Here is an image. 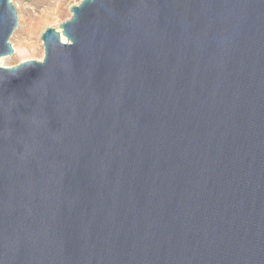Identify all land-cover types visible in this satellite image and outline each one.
<instances>
[{"label": "water", "instance_id": "95a60500", "mask_svg": "<svg viewBox=\"0 0 264 264\" xmlns=\"http://www.w3.org/2000/svg\"><path fill=\"white\" fill-rule=\"evenodd\" d=\"M70 12L0 65V264H264V0Z\"/></svg>", "mask_w": 264, "mask_h": 264}, {"label": "rangeland", "instance_id": "374dc122", "mask_svg": "<svg viewBox=\"0 0 264 264\" xmlns=\"http://www.w3.org/2000/svg\"><path fill=\"white\" fill-rule=\"evenodd\" d=\"M17 10V28L9 42L13 54L3 56V66H14L26 60H41L44 48L41 34L47 27L58 31L60 24L71 17L70 7L79 0H12Z\"/></svg>", "mask_w": 264, "mask_h": 264}, {"label": "bare ground", "instance_id": "6f19581e", "mask_svg": "<svg viewBox=\"0 0 264 264\" xmlns=\"http://www.w3.org/2000/svg\"><path fill=\"white\" fill-rule=\"evenodd\" d=\"M0 64H1V58H0Z\"/></svg>", "mask_w": 264, "mask_h": 264}, {"label": "built area", "instance_id": "2783aa9c", "mask_svg": "<svg viewBox=\"0 0 264 264\" xmlns=\"http://www.w3.org/2000/svg\"><path fill=\"white\" fill-rule=\"evenodd\" d=\"M12 1V0H11ZM80 1V0H79Z\"/></svg>", "mask_w": 264, "mask_h": 264}]
</instances>
